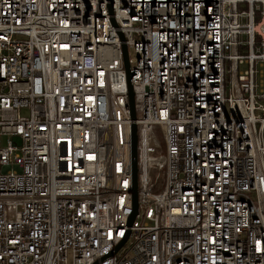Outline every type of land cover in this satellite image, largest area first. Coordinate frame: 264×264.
<instances>
[{"label": "built area", "instance_id": "obj_1", "mask_svg": "<svg viewBox=\"0 0 264 264\" xmlns=\"http://www.w3.org/2000/svg\"><path fill=\"white\" fill-rule=\"evenodd\" d=\"M2 136L0 264H264V0H0Z\"/></svg>", "mask_w": 264, "mask_h": 264}, {"label": "water", "instance_id": "obj_2", "mask_svg": "<svg viewBox=\"0 0 264 264\" xmlns=\"http://www.w3.org/2000/svg\"><path fill=\"white\" fill-rule=\"evenodd\" d=\"M123 59L125 62V69H126V78H127V97H128V110H129V117L130 121L135 120V110H134V100H133V93L131 90L130 85V74L128 72L127 67V54L126 48L123 47ZM131 154H130V163H131V175H132V214L129 217V223H131L136 215L137 210V162H136V127L132 123L131 124Z\"/></svg>", "mask_w": 264, "mask_h": 264}, {"label": "rangeland", "instance_id": "obj_3", "mask_svg": "<svg viewBox=\"0 0 264 264\" xmlns=\"http://www.w3.org/2000/svg\"><path fill=\"white\" fill-rule=\"evenodd\" d=\"M20 114L25 115V114H26L25 110H22V111L20 112ZM155 134H156V136H157L158 141H159L160 144H161V147H158V148H157V152H161V151H163V141H162L161 133H160V130H159L158 127L155 128ZM0 145H1L2 147H4V146L6 145V137H5V136H2V137L0 138Z\"/></svg>", "mask_w": 264, "mask_h": 264}]
</instances>
